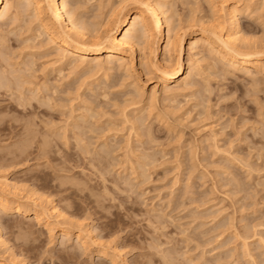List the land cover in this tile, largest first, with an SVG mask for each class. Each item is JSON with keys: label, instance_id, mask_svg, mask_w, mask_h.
Masks as SVG:
<instances>
[{"label": "rangeland", "instance_id": "obj_1", "mask_svg": "<svg viewBox=\"0 0 264 264\" xmlns=\"http://www.w3.org/2000/svg\"><path fill=\"white\" fill-rule=\"evenodd\" d=\"M141 1L161 6L158 50L116 60L63 50L49 0L0 20V264H264V0L62 2L94 43Z\"/></svg>", "mask_w": 264, "mask_h": 264}, {"label": "bare ground", "instance_id": "obj_2", "mask_svg": "<svg viewBox=\"0 0 264 264\" xmlns=\"http://www.w3.org/2000/svg\"><path fill=\"white\" fill-rule=\"evenodd\" d=\"M19 1H20V3L27 4L29 7L30 6H35L36 7L35 13L37 15H39V17H42V15L45 16L44 13L42 14V10L40 9V5H41V3L44 0L42 2H41V0H19ZM62 1H64V0H49V4L48 5L45 3L46 1L44 3L48 6V8H46V9L49 10L53 20L59 25L61 23L63 25L65 24L64 27H66L65 29L67 30V32H66L65 29L62 28L66 32V34H64L63 32H62V34L67 36L68 38L66 37V39H62V40L60 38H58V39H60V40H58L59 41L58 44H59V46L61 48H63V50L70 51L68 53L85 54V55L89 54V56H91V55L98 56V55H101L103 53H106L107 59H113V60L115 59L116 60V58H118L120 55H122V52L120 50L121 47H125L126 49H128L129 50L128 53H130V54L135 52L134 50H136V49H135V45L134 44H136V43H133V41L136 40V39H137L136 41L138 42V40H139L140 43H141V40H143L144 42L141 43V44H143L144 47L148 46L149 47L148 49L151 52V54H153V52L158 50V44H157L158 43V39H159V37H162V34L164 33V29H165L164 19L162 18V14L163 13H161V11H162L160 9L161 6L158 3H153V2L151 3V1H149V2L148 1H144V2L141 1L139 3H136V4H139V9L137 11L136 10L134 12L128 11V12H125L124 15H123V13H124L123 11H125V10L120 11V14H118V15H121L122 17L119 18V20L117 22L118 26H117V29H116V33L113 34V35H110L112 33L111 32V33H109V35L106 34L107 37L104 40L100 39V41H95L94 43H90V42H87V41L83 40V39H85L87 34H84V33L81 32V30H83V29L80 27V25L78 27V25H77L78 22L76 20H74V17L72 18L71 15L69 16V14H68L69 12L67 13L66 8H65L67 6H65L66 4H64ZM15 3L16 4L18 3L17 0H16ZM15 3H14V1L12 2L11 0H0V20L3 19V17L8 13L7 11L9 10V8L10 9L12 7L16 8L14 6ZM133 3H135V2H133ZM122 5H123V1H122ZM23 6H26V5H23ZM121 6H120V8H121ZM26 8H28V7L26 6ZM17 9H19L18 6H17ZM33 9H35V8H33ZM48 10H47V12H48ZM118 11H119V9L117 10V13H119ZM43 12H45V10ZM33 13H34V11H33ZM113 13L114 12H112V14ZM233 13H235V12H233ZM24 14H25V12H24ZM115 14H116V12H115ZM112 16L113 15H111V17ZM234 17H235V15H234ZM117 18L118 17H115V19H117ZM46 21H48V20H46ZM75 21L77 22V24H76ZM107 25H108V22H107ZM44 26H45V24H44ZM211 27L209 29L211 34L208 33L210 36H208V35H206V36L209 37V38L211 37V35L214 36V39L217 40L216 43L218 42V44H220V47H221L220 49L224 52V57H227V59H230V61L233 62V63H239L241 65L250 66V67H252V69H259L260 68V66H258V64H256L255 62L254 63L251 62L252 64L250 63V60L257 59V58H255L256 56L254 54L253 55L249 54V53L244 54L242 51H241L242 52L241 53L240 51L237 50V47L234 46L235 45L234 43H236V42L233 41L232 36L229 37L228 34H227V36H225L226 38H222V36H220L217 33L218 29L216 31V29H214V26H213V28H211ZM138 29L141 30V31H139ZM49 31H52V30H49ZM138 31L141 32V35L138 34ZM53 33H55V32H53ZM118 33L121 36L120 39L116 36ZM136 33L139 36L136 35ZM176 33L177 32H176L175 27L173 28L172 24H171L168 27L167 33H166V35H167L166 36V40H167L166 41V48L167 47L170 48V47H173V46L175 47L176 45H178L179 47L181 46L183 38L180 35H176ZM55 34L57 36L59 33L57 32ZM206 36H198L196 38H192L190 40L191 45L195 46V44L199 45V43H202L203 41L206 42V40H208V38L206 39ZM140 37H141V39H140ZM48 38H50L49 41H51V39H54V40L57 39L52 33H50V36ZM139 42L137 44H139ZM119 59H120V57H119ZM166 63H165V65H167ZM167 67L163 68L161 71L159 70L160 73H161V77L163 78V81L165 83H173L174 81L179 79V77H180V75L182 73V69H183L182 65L180 63H177L175 68H173V69L168 68L169 71L167 70ZM27 104H29V102H27ZM19 105L21 106V104H19ZM22 107H24V106H22ZM45 210L41 209V211H43L42 215L47 213V211H45ZM49 212L51 213V217L55 214L54 217L56 219H59V218L62 219L63 218V220H65L66 222L70 221V219L69 220L65 219L63 217L64 215L60 211L58 212L56 206H54L52 208V211H48V213ZM38 214L37 215H33L31 220L39 222L40 219H41V217H40L41 215L39 216ZM87 232H89V231H87ZM62 233H63L62 235L67 234L66 231H62Z\"/></svg>", "mask_w": 264, "mask_h": 264}]
</instances>
